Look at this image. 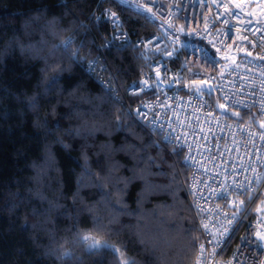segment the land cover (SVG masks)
I'll use <instances>...</instances> for the list:
<instances>
[{
    "label": "trees",
    "instance_id": "1",
    "mask_svg": "<svg viewBox=\"0 0 264 264\" xmlns=\"http://www.w3.org/2000/svg\"><path fill=\"white\" fill-rule=\"evenodd\" d=\"M263 1L245 7L264 11ZM97 8L120 16L132 36L154 31L112 1L0 0V264H194L200 233L179 157L63 51L72 39L70 52L94 57ZM101 30L108 35L106 25ZM104 57L123 88L146 72L132 47ZM53 63L64 71L50 93ZM113 205L123 211L109 224ZM93 216L104 219L108 230L96 239L115 257L70 246L74 226L92 231Z\"/></svg>",
    "mask_w": 264,
    "mask_h": 264
},
{
    "label": "built area",
    "instance_id": "2",
    "mask_svg": "<svg viewBox=\"0 0 264 264\" xmlns=\"http://www.w3.org/2000/svg\"><path fill=\"white\" fill-rule=\"evenodd\" d=\"M99 1L119 6L117 0ZM127 3L133 7L124 9L154 17H142L154 31L132 36L120 16L97 8L91 18L97 30L95 55H79L77 63L134 121L157 136L171 156L179 157L187 172L185 195L200 233L194 264H264V130L254 125L259 121L264 126V11L260 6L246 8L240 0ZM109 12L119 18L121 28L113 30ZM103 24L108 35L101 30ZM85 27L90 30L89 24ZM166 32L173 33L167 40ZM157 37L154 47L149 38L154 42ZM126 47L136 51L146 72L123 88L104 53ZM194 48L210 49L218 61L215 69L197 61L198 66L182 72L185 60H196L185 55ZM173 49L179 61L170 55ZM92 61L98 64L89 71ZM193 72L203 79H193ZM196 83L210 87L215 103ZM226 112L250 114L253 123Z\"/></svg>",
    "mask_w": 264,
    "mask_h": 264
},
{
    "label": "snow or ice",
    "instance_id": "3",
    "mask_svg": "<svg viewBox=\"0 0 264 264\" xmlns=\"http://www.w3.org/2000/svg\"><path fill=\"white\" fill-rule=\"evenodd\" d=\"M149 3H152V0H148ZM117 3L119 4V6H121L122 9L124 8H132L133 6L127 3V0H117ZM157 6L158 5H154ZM136 11L140 12L139 9V5L135 6ZM142 15V17L146 20H153L154 17H149L143 13H140ZM109 19L111 20V23L113 24L114 28L113 30L115 31L116 28H121L122 25L119 21V18L116 17L113 13L109 12L108 13ZM179 18V17H177ZM229 33L231 32V28H229L227 30ZM181 32L184 35H188L187 31L185 29H181ZM169 34H173L171 32H166L163 34V38L165 40H167V36ZM229 39H231V37L229 36ZM149 41L153 43V46H157L159 44L160 38L157 37L156 40L153 42L152 38H149ZM72 48V41L71 39L66 41L63 45V51L65 53H70L73 61L74 62H80V56H79V50H77L76 52H70ZM168 48V45H165V48L162 51H166ZM197 51L199 52V55L197 56ZM217 51H219V49H217ZM170 55H172L174 57V59L176 61H179V56L176 55L175 49H173V52L170 53ZM185 55H191L193 57H196V60H185L184 63L181 65V71H187L190 67H196L197 65V61H199L201 64H203L206 67H210L215 69V67L218 64V61L215 58V54L211 52L210 49L208 48H199L196 49L194 48L193 51L190 54L185 53ZM98 64V61H92L89 64V71H93L95 69V66ZM50 68L52 70L55 71V74L49 79L48 84H47V91L52 93L55 92L59 87H60V76L62 75L64 69L62 68H58L57 65L55 63H53ZM201 78L203 79V77L201 76V74L199 72H193L192 73V78ZM210 95V91L208 93ZM31 107H35V104L33 103L31 105ZM143 111V106H141L140 109L137 110V117L139 115H141ZM78 134V133H77ZM98 187L102 188V185H98ZM117 191H121V189H117ZM239 191V190H238ZM247 193V189H244L243 194ZM104 198H105V202L107 203H111L109 197L111 196V193H103ZM220 198L221 199H227V197L224 194H220ZM258 198V197H255ZM112 216L109 217L108 223L111 224L114 220V217L117 213L122 212V209H117L114 205L112 206ZM128 215H131L132 213H125ZM229 219H235V217H231ZM91 228L92 231H79L75 228L74 226V238L69 242L70 246H75L78 245L81 248H85L87 252L89 253H95L98 255H104L108 252H110L112 254L113 257H115L116 255V249L108 243H104L101 244L100 241L98 239H96L97 235H100L102 233H104L105 231H107V226L105 225L104 219L100 216H93L91 217ZM235 231V229L233 230ZM245 242H247V238H245ZM219 244L214 245V247H218ZM63 257H67L70 261L74 260L75 257L73 256V253L71 251H64L63 252ZM114 264H119L118 261L114 262ZM127 264H135L134 261H128Z\"/></svg>",
    "mask_w": 264,
    "mask_h": 264
},
{
    "label": "water",
    "instance_id": "4",
    "mask_svg": "<svg viewBox=\"0 0 264 264\" xmlns=\"http://www.w3.org/2000/svg\"><path fill=\"white\" fill-rule=\"evenodd\" d=\"M194 86H196L197 88H200V89H202V90H204L206 92H209L210 91V93H212V91H211V89H210V87L208 85L201 84V83H196V84H194ZM254 125L257 128H259L261 130H264V126L259 121H255L254 122Z\"/></svg>",
    "mask_w": 264,
    "mask_h": 264
},
{
    "label": "rangeland",
    "instance_id": "5",
    "mask_svg": "<svg viewBox=\"0 0 264 264\" xmlns=\"http://www.w3.org/2000/svg\"><path fill=\"white\" fill-rule=\"evenodd\" d=\"M241 1V3H243V5L245 6L246 5V1H251V0H240ZM257 2V1H256ZM259 3H254V6H256V5H258ZM263 4H264V1H263ZM253 8V7H252ZM261 8V7H260ZM256 9H259V7L258 8H256ZM255 9V10H256ZM262 9V8H261ZM261 12H263V10L261 11Z\"/></svg>",
    "mask_w": 264,
    "mask_h": 264
},
{
    "label": "crops",
    "instance_id": "6",
    "mask_svg": "<svg viewBox=\"0 0 264 264\" xmlns=\"http://www.w3.org/2000/svg\"><path fill=\"white\" fill-rule=\"evenodd\" d=\"M261 208V207H260ZM262 210H263V212L262 213H264V208H262Z\"/></svg>",
    "mask_w": 264,
    "mask_h": 264
}]
</instances>
